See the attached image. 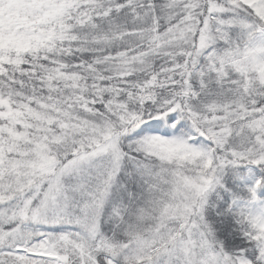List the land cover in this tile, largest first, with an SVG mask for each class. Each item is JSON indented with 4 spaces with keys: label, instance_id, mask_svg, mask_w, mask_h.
Listing matches in <instances>:
<instances>
[{
    "label": "snow or ice",
    "instance_id": "obj_1",
    "mask_svg": "<svg viewBox=\"0 0 264 264\" xmlns=\"http://www.w3.org/2000/svg\"><path fill=\"white\" fill-rule=\"evenodd\" d=\"M0 264H264V0H0Z\"/></svg>",
    "mask_w": 264,
    "mask_h": 264
}]
</instances>
